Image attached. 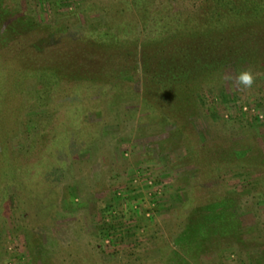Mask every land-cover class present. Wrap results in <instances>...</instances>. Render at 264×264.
Wrapping results in <instances>:
<instances>
[{
	"label": "rangeland",
	"instance_id": "rangeland-1",
	"mask_svg": "<svg viewBox=\"0 0 264 264\" xmlns=\"http://www.w3.org/2000/svg\"><path fill=\"white\" fill-rule=\"evenodd\" d=\"M209 1L4 0L0 264H264V33L251 88L229 68L170 114L130 66Z\"/></svg>",
	"mask_w": 264,
	"mask_h": 264
},
{
	"label": "trees",
	"instance_id": "trees-1",
	"mask_svg": "<svg viewBox=\"0 0 264 264\" xmlns=\"http://www.w3.org/2000/svg\"><path fill=\"white\" fill-rule=\"evenodd\" d=\"M209 2L204 9L205 15L201 18V23L194 21L191 24H182L175 31L169 29V26L162 27L159 34L161 39L143 51L141 65L136 63V59H130L133 55L129 58V53L122 54L123 58L125 56L126 59L133 60L130 66L135 71L138 72L141 67L143 77L151 89L146 90L147 96L156 100L165 114H170L171 108L179 107L181 98L175 106L178 89L186 90L193 86L199 88L214 81L219 75L224 76L229 68L240 72L244 68H254L262 62L260 51L263 48L253 47L252 41L259 42L261 34L264 33L263 5L256 0ZM263 2L262 0L261 3ZM252 4L258 8L250 9ZM0 13L5 21H9V9L4 5V0H0ZM20 19L22 18L17 21L22 23ZM46 69L50 68L41 65L38 69L42 79L61 78V69L56 72ZM75 73L80 75V72ZM119 76L122 75L118 73L117 77ZM169 96L173 97L172 103H169ZM184 100L186 101L185 97Z\"/></svg>",
	"mask_w": 264,
	"mask_h": 264
},
{
	"label": "clouds",
	"instance_id": "clouds-1",
	"mask_svg": "<svg viewBox=\"0 0 264 264\" xmlns=\"http://www.w3.org/2000/svg\"><path fill=\"white\" fill-rule=\"evenodd\" d=\"M237 79L244 88H251L255 83V75L251 70L240 72Z\"/></svg>",
	"mask_w": 264,
	"mask_h": 264
},
{
	"label": "built area",
	"instance_id": "built-area-1",
	"mask_svg": "<svg viewBox=\"0 0 264 264\" xmlns=\"http://www.w3.org/2000/svg\"><path fill=\"white\" fill-rule=\"evenodd\" d=\"M149 184H150V186L153 187V183H152V182H150ZM154 190H155V191H153V194H152V193L149 194V196L151 197V198H150L151 201H153V203L151 204V206H152V205H153V206L156 205L155 200H156V198L158 197V195H159V196L161 195L160 189H159L158 187H157V188L155 187ZM157 194H158V195H157ZM119 195H120V194H119Z\"/></svg>",
	"mask_w": 264,
	"mask_h": 264
}]
</instances>
